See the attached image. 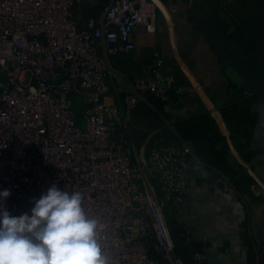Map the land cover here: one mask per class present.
Masks as SVG:
<instances>
[{
    "label": "built area",
    "instance_id": "1",
    "mask_svg": "<svg viewBox=\"0 0 264 264\" xmlns=\"http://www.w3.org/2000/svg\"><path fill=\"white\" fill-rule=\"evenodd\" d=\"M76 1L0 0V189L11 193L4 205L19 215L55 183L81 193L86 214L99 221L108 264H184L160 196L171 203L183 199L188 145L154 142L145 162H133L127 144L140 99L100 49L104 39L109 54L132 50L134 27L152 30L158 11L170 18L171 0H112L103 5V22L87 27L74 20ZM185 1L190 7L192 0ZM162 63L155 56L132 82L141 94L164 101L184 88ZM74 82L84 91L82 123L69 105ZM115 84L122 94L106 102ZM215 181L226 192L235 190L220 175ZM193 258L205 260L198 250Z\"/></svg>",
    "mask_w": 264,
    "mask_h": 264
},
{
    "label": "crops",
    "instance_id": "2",
    "mask_svg": "<svg viewBox=\"0 0 264 264\" xmlns=\"http://www.w3.org/2000/svg\"><path fill=\"white\" fill-rule=\"evenodd\" d=\"M110 1L77 0V26L98 25ZM169 5L170 18L158 11L152 30L134 27L132 50H106L110 67L131 82L158 55L162 71L184 88L179 94L172 90L164 101L144 94L149 103L140 101L131 117V158L145 162L154 142L186 141L176 123L207 115L216 131L206 133L207 146L217 150L215 159L225 173L189 158L183 199L171 203L160 196L176 252L184 264H197L195 250L204 253L203 264H264V85L250 88L246 74L220 55L200 24L204 18L214 21L228 58L264 76V0H192L190 7L185 0H171ZM73 88L83 96L78 82L70 93ZM122 91L115 84L105 101L115 102ZM75 117L82 123V116ZM217 175L235 190L224 191Z\"/></svg>",
    "mask_w": 264,
    "mask_h": 264
},
{
    "label": "clouds",
    "instance_id": "3",
    "mask_svg": "<svg viewBox=\"0 0 264 264\" xmlns=\"http://www.w3.org/2000/svg\"><path fill=\"white\" fill-rule=\"evenodd\" d=\"M10 194L0 189V264H108L79 191L53 183L19 215L4 205Z\"/></svg>",
    "mask_w": 264,
    "mask_h": 264
},
{
    "label": "trees",
    "instance_id": "4",
    "mask_svg": "<svg viewBox=\"0 0 264 264\" xmlns=\"http://www.w3.org/2000/svg\"><path fill=\"white\" fill-rule=\"evenodd\" d=\"M183 84L182 81H177ZM176 129L183 140L188 142V157L196 163L204 164L208 170L225 173V170L219 165L217 160V150H209L207 146L206 133L208 131H215L213 122L207 117L202 115L198 118H190L176 123ZM213 145L214 138H210Z\"/></svg>",
    "mask_w": 264,
    "mask_h": 264
},
{
    "label": "water",
    "instance_id": "5",
    "mask_svg": "<svg viewBox=\"0 0 264 264\" xmlns=\"http://www.w3.org/2000/svg\"><path fill=\"white\" fill-rule=\"evenodd\" d=\"M103 20H104V14H102V18H101L100 23H102ZM200 24L202 25L203 33L211 40V42L215 46L216 50L220 53V55L223 58H225L227 60V62L233 63V65L236 66L239 71L246 74L248 83L250 84V88H255L257 85H264V76H260L259 74H254L253 72H251L248 69H242L239 62H236V61L228 58V53L222 45V41H221V37L219 35L217 24L214 21H210V20L204 18V19H202ZM102 53H103V57H104L107 65H108V67L118 77V79L123 84V86L126 87L131 93L135 94L140 99V101L149 103L148 100L145 98V95L141 94L140 92H138L135 89L133 82H131L128 78H126L125 74H122L121 72L114 70L110 67V65L108 63V57H107V52L105 49L104 39H102ZM263 91H264V88H263ZM113 139L116 142H118L119 136L113 135ZM180 144L183 147H185L188 145V142L180 140ZM220 175L223 176V174H221V173H220Z\"/></svg>",
    "mask_w": 264,
    "mask_h": 264
},
{
    "label": "rangeland",
    "instance_id": "6",
    "mask_svg": "<svg viewBox=\"0 0 264 264\" xmlns=\"http://www.w3.org/2000/svg\"><path fill=\"white\" fill-rule=\"evenodd\" d=\"M69 105H70L71 109L73 110L75 116H78L79 118H81V116L83 114L84 102H83V96L80 94V92L76 88H73L70 95H69ZM171 126H172V129L174 130L173 125H171ZM128 144H129V148H130L129 150L132 151V146L130 145V143H128ZM163 212H164L165 219L167 220V223L169 225L170 233L173 235L171 223H170L168 214L166 213L164 206H163Z\"/></svg>",
    "mask_w": 264,
    "mask_h": 264
}]
</instances>
